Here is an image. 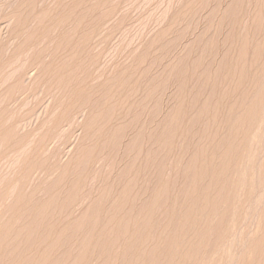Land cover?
<instances>
[{"label":"rangeland","instance_id":"374dc122","mask_svg":"<svg viewBox=\"0 0 264 264\" xmlns=\"http://www.w3.org/2000/svg\"><path fill=\"white\" fill-rule=\"evenodd\" d=\"M0 264H264V0H0Z\"/></svg>","mask_w":264,"mask_h":264}]
</instances>
